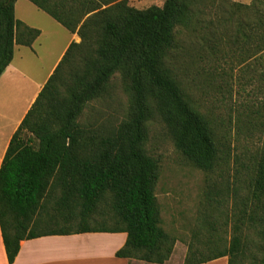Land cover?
I'll use <instances>...</instances> for the list:
<instances>
[{
	"label": "trees",
	"instance_id": "trees-1",
	"mask_svg": "<svg viewBox=\"0 0 264 264\" xmlns=\"http://www.w3.org/2000/svg\"><path fill=\"white\" fill-rule=\"evenodd\" d=\"M16 1L0 0V75L15 45L32 46L41 34L16 18ZM30 1L81 41L69 45L0 167V227L9 263L22 240L88 231L126 232L118 257L168 261L178 239L162 225L156 196L160 162L146 150L148 122L156 117L176 149L206 174L199 230L184 264L223 256L229 264H264V151L247 172L228 176V159L211 122L194 107L168 62L180 48L182 29L201 31L203 51L212 56L216 44L230 46L232 55L238 53L242 78L262 93L264 0H165L145 9L128 0ZM117 72L128 107L115 121L92 105L110 95ZM89 107L93 111L86 116ZM105 206L108 212L99 213ZM43 221L55 227L41 230ZM228 226L230 239L223 236ZM252 228L260 237L257 250L249 252Z\"/></svg>",
	"mask_w": 264,
	"mask_h": 264
},
{
	"label": "rangeland",
	"instance_id": "rangeland-1",
	"mask_svg": "<svg viewBox=\"0 0 264 264\" xmlns=\"http://www.w3.org/2000/svg\"><path fill=\"white\" fill-rule=\"evenodd\" d=\"M128 1L131 6L145 9L152 5L161 6L165 0ZM231 1L244 4L252 2ZM20 3L24 5H19ZM20 3L15 16L24 18L44 30L43 36L35 44L36 49L42 51L49 47L53 35L57 38L56 47L59 45L61 48L67 39L68 29L66 27L61 28L63 30L59 29L56 19H52V16L30 0H22ZM200 33L201 31L190 32L182 29L178 34L180 48L171 54L168 62L174 67L176 79L194 107L211 122L220 153L226 155L228 159L225 171L228 176H233L237 170L247 172V167L255 165L264 151V91L256 94L253 85L242 78V71L237 62L238 53L232 55L230 46L216 44L214 46L216 53L212 56L204 52L199 40ZM50 62L51 59H48L46 66ZM231 66L236 67V70L233 71ZM113 83L114 86L109 89L110 95L104 101L94 103L92 107L95 110H103L105 117L118 121L126 114L128 95L122 88L119 72L115 74ZM92 111L93 109L89 107L86 116ZM146 150L160 162L161 172L156 186V196L161 206L162 225L178 239L174 251L177 256L182 257L183 252L188 249L193 233L199 230L206 174L191 165L176 149L165 124L159 118L155 117L148 122ZM229 204L233 205L232 200ZM108 210L109 208L105 206L98 212L107 213ZM93 216L102 219L100 214ZM95 224L96 222H93L91 225ZM54 227L55 224L43 221L39 228L48 230ZM225 230L223 236L230 239V226L225 227ZM249 234L253 240L249 252H254L258 248L254 243L259 241L260 236L253 228ZM199 238L202 239L203 236Z\"/></svg>",
	"mask_w": 264,
	"mask_h": 264
},
{
	"label": "crops",
	"instance_id": "crops-1",
	"mask_svg": "<svg viewBox=\"0 0 264 264\" xmlns=\"http://www.w3.org/2000/svg\"><path fill=\"white\" fill-rule=\"evenodd\" d=\"M20 2L22 0L16 1L15 12ZM19 5H24V3ZM16 18L31 27L41 29L24 18ZM55 22L59 29H65L61 23L56 20ZM67 33V39L61 48L59 45L56 47L57 38L53 35V41L49 47L42 51L36 49V42L44 34L43 28L32 46L15 45L12 62L0 75V167L13 134L21 125L69 45L72 42L81 41L77 32L67 30ZM48 59H51V62L46 66ZM126 240V232L88 231L43 235L22 240L20 251L13 264H157L134 258L118 257L116 253L124 246ZM175 251L164 264H184L187 249L182 257L177 256ZM0 264H10L1 227ZM197 264H229V258L223 256Z\"/></svg>",
	"mask_w": 264,
	"mask_h": 264
}]
</instances>
